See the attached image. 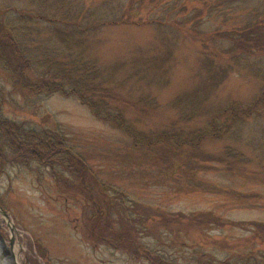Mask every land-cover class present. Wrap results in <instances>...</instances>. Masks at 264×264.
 I'll use <instances>...</instances> for the list:
<instances>
[{
  "label": "rangeland",
  "instance_id": "obj_1",
  "mask_svg": "<svg viewBox=\"0 0 264 264\" xmlns=\"http://www.w3.org/2000/svg\"><path fill=\"white\" fill-rule=\"evenodd\" d=\"M104 1L86 3L94 6ZM206 1L207 5L203 0H140L143 5L135 23L105 24L91 30L87 51L104 66L127 59L139 47L151 46L158 34L154 20L179 34L178 64L168 86L148 87L142 82L120 88L126 99L137 100L143 90H151L158 99V108L144 109L142 113L129 103L132 107L127 114L138 122V127H169L177 120V111L169 103L195 84L193 75L200 69L203 51L182 25L193 26L199 14L198 30L203 36L218 26L227 28L240 23L255 9H264V0ZM140 2H136V8ZM14 6L47 14L40 0H0V9L9 8L12 12ZM210 10L215 11L210 14ZM41 20L46 28L53 27L44 16ZM57 26L68 30L67 25ZM221 61L226 63L227 59ZM263 85V80L236 68L213 94L211 106L247 103ZM0 103L3 113L12 119L38 129L63 130L70 144L108 187L136 200L137 218L145 214L149 217L145 223L137 222L131 215L124 220L135 226V235L146 247L166 252L182 264H197L204 259L242 263L248 254L257 257V264H264V146L258 144L264 134V109L250 120L248 139L256 138L257 143L251 141L250 148L242 147L247 159L235 163L229 160L231 163L213 168L214 163H203L206 151L196 158L166 146H136L123 131L97 119L77 98L18 90L1 69ZM203 121L195 120L189 128L204 126ZM227 142L229 139L207 138L203 145L205 150L218 153ZM236 165L240 168L234 169ZM64 175L61 185L76 180L69 172ZM56 179L49 167L36 162L30 166L9 164L0 175V199L15 226L12 229L7 224L0 208V264H33L39 255L37 242L47 248L54 264H150L136 259L129 251L94 239L85 218L91 202L81 193L80 198L75 197L76 190L60 188ZM88 180L97 190L89 175ZM254 262L252 259L249 264Z\"/></svg>",
  "mask_w": 264,
  "mask_h": 264
},
{
  "label": "trees",
  "instance_id": "obj_2",
  "mask_svg": "<svg viewBox=\"0 0 264 264\" xmlns=\"http://www.w3.org/2000/svg\"><path fill=\"white\" fill-rule=\"evenodd\" d=\"M40 2L46 7V15L34 14L27 6H14L12 12L9 8L0 9V69L14 88L30 93L73 96L97 119L123 131L136 146H166L196 158L201 151H206L207 158L203 163H214L213 168L217 164L231 163L229 160L235 163L247 159L242 147L250 148L251 141L257 143L256 138L255 141L248 139V130L250 120L264 109V85L247 103L234 101L214 108L211 98L236 68L264 81V9H255L240 23L227 28L218 26L210 33L204 32L203 36L198 30L199 14L195 16L193 26L182 25L203 51L200 69L193 75L195 84L169 103L177 111L176 121L163 129L144 130L128 116V109L132 107L129 103L142 113L144 109L159 107L157 97L151 90H143L137 100L126 99L121 96L120 88L142 82L148 87L168 86L173 68L178 64L179 34L168 31L161 21L154 20L158 34L151 46L139 47L127 59L104 66L99 58L90 56L87 51L91 30L105 24L135 23L142 2L139 0V8H136L138 0L129 3L105 0L94 6L87 4L86 0ZM42 16L52 23V28L45 27ZM60 24L67 25L68 30L57 26ZM221 58H226L227 62L223 63ZM195 120H204V126L189 128ZM207 138L229 139L230 143L225 144L222 152L213 153L205 150L203 143ZM258 144L264 146V134ZM262 153L264 161L263 150ZM32 162L49 167L59 184L66 172L76 177L70 184L58 186L64 190H76L77 198L81 193L89 199L91 210L85 218L87 230L94 239L129 251L136 259L150 264H182L166 252L148 248L138 240L135 226L124 218L131 215L137 222L145 223L149 214L137 218L135 210L137 212L139 204L134 203L136 200L127 199L125 193L113 186L108 187L70 144L63 130L38 129L12 119L3 113L0 103V175L9 164L30 166ZM236 168L239 169L240 165ZM88 175L97 190L90 185ZM0 203L6 209L1 199ZM37 246L39 255L32 263L54 264L47 248L39 242ZM252 259L257 264V257L251 254L242 263L231 259L218 262L204 259L197 264H249Z\"/></svg>",
  "mask_w": 264,
  "mask_h": 264
},
{
  "label": "water",
  "instance_id": "obj_3",
  "mask_svg": "<svg viewBox=\"0 0 264 264\" xmlns=\"http://www.w3.org/2000/svg\"><path fill=\"white\" fill-rule=\"evenodd\" d=\"M0 208H1L2 213L6 216V219H7L6 222H7V224H8L12 229H15V226L13 225L12 220L10 219V214H9V212H8L5 208H3L2 205H0ZM12 242H13V238H12Z\"/></svg>",
  "mask_w": 264,
  "mask_h": 264
}]
</instances>
